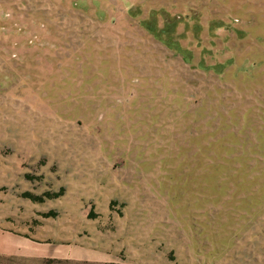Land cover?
Masks as SVG:
<instances>
[{
	"label": "rangeland",
	"instance_id": "374dc122",
	"mask_svg": "<svg viewBox=\"0 0 264 264\" xmlns=\"http://www.w3.org/2000/svg\"><path fill=\"white\" fill-rule=\"evenodd\" d=\"M0 264H264V0H0Z\"/></svg>",
	"mask_w": 264,
	"mask_h": 264
}]
</instances>
